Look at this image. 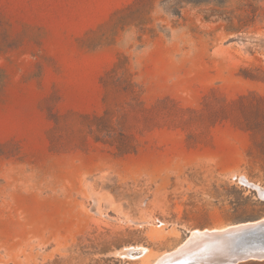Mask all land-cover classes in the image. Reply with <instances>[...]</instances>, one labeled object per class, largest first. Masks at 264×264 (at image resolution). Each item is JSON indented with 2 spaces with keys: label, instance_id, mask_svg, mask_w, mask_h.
Masks as SVG:
<instances>
[{
  "label": "rangeland",
  "instance_id": "rangeland-1",
  "mask_svg": "<svg viewBox=\"0 0 264 264\" xmlns=\"http://www.w3.org/2000/svg\"><path fill=\"white\" fill-rule=\"evenodd\" d=\"M243 176L264 0H0V264H153L263 218Z\"/></svg>",
  "mask_w": 264,
  "mask_h": 264
},
{
  "label": "bare ground",
  "instance_id": "bare-ground-1",
  "mask_svg": "<svg viewBox=\"0 0 264 264\" xmlns=\"http://www.w3.org/2000/svg\"><path fill=\"white\" fill-rule=\"evenodd\" d=\"M242 181L245 184H248L249 186L254 187L260 196L264 199V186L251 182L249 179L242 177ZM264 223V217L258 220L253 221H245L240 222L236 224L231 225H224L220 227H214V228H205V229H194L190 232V234L187 236V238L179 244L177 247L161 254L153 264H171L177 259H185V257H193V258H200L202 253L205 255H216L220 257H226L227 255H238L237 252H235V243L234 240L230 241L231 238L228 239H221V237H217L215 239H207L202 240V235H214V234H221L225 233L228 234L232 230H238V231H244L245 229H249L252 226H260ZM229 237V236H228ZM213 241V242H212ZM228 243V246L226 244ZM214 246V247H213ZM227 247H231L228 250ZM145 250V249H144ZM144 253V252H143ZM246 255L250 256L249 259H261L263 260L264 257H258L264 255V246L261 247H255V248H245ZM218 259L217 257H207V258H200V262H205L201 264H224L229 259ZM246 261V260H245ZM242 262V261H241ZM239 263V262H238ZM234 264V263H231ZM237 264V263H235Z\"/></svg>",
  "mask_w": 264,
  "mask_h": 264
},
{
  "label": "water",
  "instance_id": "water-1",
  "mask_svg": "<svg viewBox=\"0 0 264 264\" xmlns=\"http://www.w3.org/2000/svg\"><path fill=\"white\" fill-rule=\"evenodd\" d=\"M229 236V237H228ZM217 237H221V239H228L231 238L230 241L234 240L235 245V252H237L240 256L238 255H227L226 257H220L216 255H205L202 253L200 258H207V257H217L218 259H229L227 262L224 264H231V263H238L241 261H247V259L250 258V256L246 255L245 248H255V247H261L264 246V223L261 224L260 226H252L249 229H245L244 231H238V230H232L230 233L225 234H214V235H202L201 239L202 240H207V239H215ZM213 242V241H212ZM228 246V243L226 244ZM214 247V246H213ZM231 247H227L226 249L228 250ZM259 258L264 257L263 256H258ZM200 258H193V257H185V259H177V261L171 263V264H201L205 262H200ZM167 264V263H165Z\"/></svg>",
  "mask_w": 264,
  "mask_h": 264
}]
</instances>
